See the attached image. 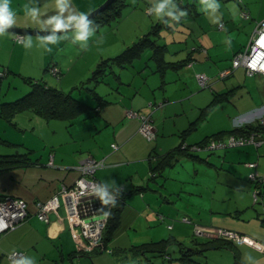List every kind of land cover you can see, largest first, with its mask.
Listing matches in <instances>:
<instances>
[{
  "label": "crops",
  "instance_id": "1",
  "mask_svg": "<svg viewBox=\"0 0 264 264\" xmlns=\"http://www.w3.org/2000/svg\"><path fill=\"white\" fill-rule=\"evenodd\" d=\"M105 1L68 0V8L62 15L66 17L80 12L89 13ZM148 1L146 11L150 5V0ZM8 2L16 13L15 23L12 25L18 27L52 29L46 21L59 12L57 0ZM25 4L40 9L38 22L25 14ZM90 30L101 33V26ZM7 32L6 38L11 43L15 33ZM187 34L195 35L198 41L190 46V51L185 56L190 59L186 64L161 74L156 72V63L152 59L155 67L150 70V80L149 75L144 80L131 76L127 81L124 80L123 70L133 67L140 58L136 59L131 66L119 69L122 71H118L119 78L116 77L123 85L129 84V87H117L118 95L102 105L96 112V117H82L83 122L80 120L74 123L67 142H57L48 155L43 153L37 158L31 155L32 164L0 171V195L23 198L29 210L27 220L0 235V264H12L8 255L16 250L25 252L23 260L28 264H148L147 257L152 258L155 264L154 258L159 257L158 255L148 252L145 256L144 252L137 254L131 249L164 238H171L170 256L167 258L160 255L163 261L158 260L159 264H264V252L250 245H221L219 237L213 236L192 235L190 239L191 226L177 220L172 228L159 226L150 231L155 223L160 220L165 222V217L162 219L161 214L177 217L174 211L178 206V199L183 197V190L171 188L165 179L153 187L149 185L151 161L182 142L198 143L210 135L246 125L264 116V97L260 101L257 97L243 95L239 90L241 85L236 76L238 72L247 75L245 69L240 67L224 79L216 77L217 73L231 65V60L221 61V54L215 43L217 40L211 36L203 34L200 37L194 30ZM28 40H31V44L26 46ZM38 42L41 40L28 37L19 44L28 49ZM74 42L77 47L70 56H60L51 62L62 71L59 78L53 74L51 77L63 89L68 71L78 59L84 57L86 51ZM243 47L233 50L231 59ZM13 48H16L14 44ZM79 49L82 54L77 58L74 55ZM183 49L181 47L178 50ZM99 57H104L101 47L98 56H94L92 60L97 61ZM64 67L68 68L67 72H64ZM172 71L175 73H170ZM199 72L210 76V87L200 85L196 76ZM215 94H220V99L213 103ZM157 104L159 106L155 108ZM209 105L212 106L203 115L204 109ZM129 109L151 114L156 138L148 139L140 132L141 118L129 116ZM203 119L206 123L199 131L194 132ZM194 122L196 126L185 133ZM114 143L118 145L117 148L113 146ZM31 150L34 155L36 148ZM87 155L105 160V166L96 171V177L105 186L121 187L126 192L117 226L106 243V249L99 251L82 237L78 229L70 227L63 209L60 211L61 218L55 213L50 214V223L39 219L36 214L38 201L49 199L61 183L70 186L75 182L79 176L76 166ZM182 157H187L194 163V187L189 193L197 198L192 201L190 198L185 199L189 201V205H179L181 213L189 215L200 224L228 228L264 243V184L257 185L249 179L252 168L248 165L249 162H256L258 171L264 175V143L261 146L249 143L216 151H198L196 155L181 154L163 168L160 176H164L166 168L178 164ZM51 159L53 165L49 164ZM202 165L209 170L207 176L199 175ZM164 177L168 179L166 175ZM185 180L186 178L183 179ZM139 186H144L141 193L131 192ZM257 186L261 190V199L254 202L253 191ZM148 188H151L149 196L143 193ZM161 200L164 203L158 204ZM185 200L182 205H185ZM142 219L149 223L146 226L149 230L148 238L138 242L141 241L138 240L140 227L145 224ZM168 230L171 232L165 233Z\"/></svg>",
  "mask_w": 264,
  "mask_h": 264
},
{
  "label": "rangeland",
  "instance_id": "2",
  "mask_svg": "<svg viewBox=\"0 0 264 264\" xmlns=\"http://www.w3.org/2000/svg\"><path fill=\"white\" fill-rule=\"evenodd\" d=\"M151 1L153 3L155 2V0H150V3ZM178 1L179 0H169L168 7L174 8L172 7L173 4L177 7L178 4L176 2ZM192 1L194 0H190V2ZM195 1L197 3L198 11L201 12L200 14L184 19L185 26L182 24H176V33L174 34L166 30L162 31L164 37L161 42H164L165 40L170 44V52L167 54V59L178 60L187 55V52L190 51V46L198 41V37L195 35L190 36L187 34L188 31L194 30L195 34L200 35V37L203 34H207L211 36V38L218 41L215 43L221 54L222 62L227 60L232 61L231 55L233 54V50L242 46L245 47L249 42L256 23L264 19V0ZM148 3V0H127V4L122 9V15L118 19L111 21L109 24L102 25L100 30L101 33L94 30L86 43L83 41H76L78 45H84L81 47L82 49H86V51L83 54L84 57L78 59L73 64L74 67L68 71L64 83V89L60 87L57 80L51 77L52 74L50 75L49 72L46 71V68L48 65L52 64L51 62L53 60L59 59L60 56H70L73 53L75 47H77V45L75 46V42L72 38L75 29L56 34L58 37L56 43L43 41L42 37L44 36L25 34V38L33 37L41 40V42L33 44L28 49L22 48V44L17 43L15 40H12L10 43L6 38V35L9 32L5 30L0 35V71L6 70L7 72L0 78V103L13 101L27 94L31 90L29 80H43L52 86L62 88L66 92L72 90L75 97L92 106H96L98 104L97 99L93 98L86 89L79 88L78 86L83 84L85 81H88V78L92 75L93 70L96 68L98 62L101 61V58L114 56L121 52L144 33H147L157 19L163 16L165 11L162 12L159 17H156L154 13L149 14L146 11ZM206 3H216L218 7L215 9L207 8L205 7ZM243 11L250 13V18H244L242 16ZM219 21L224 22L223 29H219L217 27ZM174 22L175 20L171 21L172 24H175ZM186 37H188L187 42H177L179 39L184 40ZM175 39L177 41L172 43ZM13 44L16 48H13ZM100 47L104 50V57H99L100 59L93 61V57L98 56ZM181 47L184 49L179 51L178 49ZM175 50L178 51L174 52ZM76 51L79 52L75 53L74 56L77 57L82 54L80 49ZM150 53V50H146L143 53V56L135 62L133 67L123 70V79L127 81L131 76L136 77L137 80L140 78L144 80V77L149 75L150 80V70L155 67L154 61L149 59ZM67 70L68 68L64 67V72H67ZM117 71L121 72L122 70L117 69ZM170 73L175 72L172 71ZM156 75L159 78V74L156 73ZM216 77L221 78L220 72L217 73ZM120 80L122 81V79ZM236 80L241 85L239 90L243 93V95L257 97L260 101L262 100L264 97L263 76L260 74L246 75L238 72ZM86 85L94 86L92 82H88ZM119 86H121L122 89H127L129 84L123 85L113 74H109L103 82L98 84L97 90L101 95L106 96V98L112 99L118 95L116 88ZM96 115L97 114L94 113L92 116L96 117ZM85 116H87L86 113L77 121H73V123L60 119L46 120L31 111L21 112L12 120H7L0 116V154L26 152L29 149L36 148L35 154H31L33 158H37L43 153L48 155L57 142H67L70 138L71 127L75 125L74 123H78L80 120V122H83L84 120L82 117ZM90 118L92 117L88 116V119ZM205 123L206 120L204 119L200 121L198 129L194 132L199 131L201 126ZM194 171L195 166L192 160H189L187 157H182L178 164L165 169L164 176L166 175L168 179L164 176L158 175L157 179L148 180L149 185L151 184L152 187L153 185H157L160 180L165 179L171 188H181L183 190V197L178 199V206L176 207V211H174V213H177V217L165 215V222L159 219L160 222L155 223L154 227H150V231L151 229H157L159 226L168 227L169 224L174 226L176 223L175 220H177L191 226L192 234H189L190 239L192 238V235L193 237H198V235L194 233V225L192 223L182 221V218L185 215L184 213H181V206L185 207L189 205V201L185 199L190 198L192 201L197 198V196L189 193L192 190L191 188L194 187L192 182L194 181ZM208 173L209 170L202 165L199 175L203 177L207 176ZM184 178H186L185 181H183ZM150 189L151 188L144 190L143 193H147L149 196L151 194ZM193 194H195V192ZM183 200L186 201L185 205H182ZM163 203L164 202L162 200L158 202V204ZM154 209L156 210V208ZM186 216L189 215L186 214ZM141 221L145 224L143 225L140 223V225L142 224L143 226L140 227L139 230L140 239L138 240L141 241L138 242H142L145 238L147 239V234L149 232L146 227L149 223H147L145 219H142ZM193 222L198 223L195 220H193ZM169 232L171 231L168 230V232L165 233L169 234ZM154 259L156 260L155 264H159L158 260L163 261L160 256L155 257Z\"/></svg>",
  "mask_w": 264,
  "mask_h": 264
},
{
  "label": "built area",
  "instance_id": "3",
  "mask_svg": "<svg viewBox=\"0 0 264 264\" xmlns=\"http://www.w3.org/2000/svg\"><path fill=\"white\" fill-rule=\"evenodd\" d=\"M242 16L250 18V13L243 11ZM218 27L224 28V22L221 21ZM14 40L17 43H23L25 35L15 33ZM240 67L244 68L248 75L260 74L264 77V19L256 23L248 44L233 55L231 65L220 72V77H227ZM51 72L57 77L60 76L59 67H53ZM3 75H5V72L0 71V76ZM196 76L202 87L211 86V78L208 74L199 72ZM158 106L157 104L155 108ZM127 114L131 117L139 116L141 118L140 132L148 139L156 138L151 114L142 113L134 109H129ZM257 120L264 124V116ZM249 143L261 146L264 143V133L260 130H253L245 134L230 133L225 136L211 137L202 143H194L192 145L183 142L182 147L189 148L195 152L215 151ZM113 146L115 148L118 147L116 143ZM49 164L53 165V159L49 161ZM248 165L252 168L249 173V179L256 182L257 185L264 184V175L258 171L257 163L249 162ZM103 166H105L104 159H97L92 155L83 157L76 166L79 176L75 182L70 186L61 183L49 199L37 202L36 212L39 219L50 223V214L55 213L61 218L62 214L60 211L63 209L65 212L64 216L68 220L70 227L78 229L84 239L95 249L101 250L105 248L104 231L108 225L114 202L117 199V192L121 190V188H108L96 177V171ZM260 194V187L257 186L253 191L254 202H258L261 199ZM104 201H107V203ZM28 216V204L23 198L8 195L0 198V235L23 223ZM160 217L164 219L165 215L161 214ZM182 221L192 223L194 225V233L198 236L219 237L236 244H247L264 252V243L246 234L224 227L194 223L186 215L183 216ZM168 227L172 228L173 225L169 224ZM25 256V252L16 250L10 253L8 258L12 264H15L16 261L23 260Z\"/></svg>",
  "mask_w": 264,
  "mask_h": 264
},
{
  "label": "trees",
  "instance_id": "4",
  "mask_svg": "<svg viewBox=\"0 0 264 264\" xmlns=\"http://www.w3.org/2000/svg\"><path fill=\"white\" fill-rule=\"evenodd\" d=\"M176 3L178 4L177 7H168L165 10L163 16L159 17L157 21L151 26V29L147 33H144L131 45H128L121 52L114 56L102 58L101 61L98 62L96 68L93 70L92 75L88 78V81H85L83 84L78 86L79 88L86 89L92 95L93 98L97 99L98 104L96 106H92L82 101L81 99L75 97L72 93V90L66 92L62 88L52 86L43 80H29L31 90L27 94L13 101L0 103V116L4 117L7 120H12L21 112L31 111L37 114L38 116L45 118L46 120L60 119L67 120L73 123L75 119L85 115V113L87 114L85 118H88V116H92L94 113L99 111V108L102 105L110 102V100L106 98V96L101 95L98 92V84L103 82L109 74H113L115 77L119 78V73L117 69L119 70L131 66L136 59L141 58L143 56V53L146 50L151 51L150 58L153 59L156 63V72H160L161 74L166 73L168 69H178L179 66L186 64L190 57H185L180 60L167 59V54L170 52V44L167 43L165 40L164 42H161L162 38L164 37L162 31L166 30L174 34L176 33V24H182L183 26H185L184 19L194 17L200 14L201 12L198 11L197 3L195 0L192 2H190V0H179ZM126 4L127 0H113L112 3L109 4L108 7H106L103 11L89 18V20L92 21V25L89 26L90 29H98L100 26L104 24H109L111 21L118 19L122 15V9ZM150 7H152V3H150L148 9ZM168 11L172 12L171 16L167 14ZM147 12L149 14H153L148 10ZM172 20H175V24L171 23ZM187 40L188 37H186L184 40L179 39L178 41L175 39L172 43H175L176 41L178 43H185L187 42ZM177 51L178 50H175L174 52ZM53 67L58 66L55 64H50L46 68V71L52 74L51 69ZM4 72L6 74L7 71L4 70ZM60 74H62L61 70ZM3 76H0V78ZM88 82H92L94 86L86 85V83L88 84ZM219 96L220 94H215L213 103L220 99ZM212 105L206 107L202 114L204 115L205 111ZM195 124L196 123L194 122L184 132L186 133L187 131L191 130L193 127L196 126ZM253 130H260L262 133H264V124H262L260 120H256L254 122H250L246 125L235 127L230 130L220 131L204 138L198 143H202L211 137L225 136L230 133L245 134L250 133ZM182 144L183 142L171 151L158 155L159 157L156 160L151 161L149 180H155L158 175L162 174L163 168L167 165H170L174 161V159H176L179 155L185 153L190 155H196L195 151H192L189 148H183ZM32 152L33 150L29 149L26 152L0 154V171L15 166H25L32 164ZM143 188L144 186H139L134 188L131 192L141 193ZM4 196L6 195H0V198ZM125 197L126 192L123 191V188H121V190L117 192V199L114 202L108 225L104 231V249H106V243L111 233L117 226L120 210L124 204ZM218 240L222 242L221 245H235V243L229 240H224L222 238H218ZM171 244V238H164L158 241H152L134 246L131 250H133L137 254L144 252L145 256L148 252H151L156 256L161 255L168 258L170 256L169 246ZM97 250L99 251L101 249ZM147 259L149 260L148 264H154L152 258L147 257ZM236 264L240 263L237 262Z\"/></svg>",
  "mask_w": 264,
  "mask_h": 264
},
{
  "label": "clouds",
  "instance_id": "5",
  "mask_svg": "<svg viewBox=\"0 0 264 264\" xmlns=\"http://www.w3.org/2000/svg\"><path fill=\"white\" fill-rule=\"evenodd\" d=\"M169 0H155L152 7L149 8V12L155 14L156 17H159L162 12L168 6ZM59 12L47 19V23L51 25L52 30L42 37L43 41L48 43H56L58 37L56 35L57 30L67 29L70 24L74 22V41H83L87 42L88 38L94 30H90V25H92V21L89 20L88 14L84 12H80L78 14H69L66 17L62 15V13L68 8V0H57V5ZM172 7H175L173 4ZM205 7L215 9L218 7L216 3H206ZM25 14L29 16L34 21H39L40 9L34 6H29L28 4L24 5ZM167 14L169 16L172 15L171 11H168ZM15 15L16 13L9 7L8 0H0V33H3L8 26L15 23ZM31 44V40L26 42V46ZM84 46V45H81ZM103 195V194H102ZM107 203V201H104ZM15 264H28V262L24 260L16 261Z\"/></svg>",
  "mask_w": 264,
  "mask_h": 264
},
{
  "label": "water",
  "instance_id": "6",
  "mask_svg": "<svg viewBox=\"0 0 264 264\" xmlns=\"http://www.w3.org/2000/svg\"><path fill=\"white\" fill-rule=\"evenodd\" d=\"M113 0H106L102 5L94 9L93 11L88 13V18H91L92 16L96 15L97 13L103 11L106 7H108L109 4L112 3ZM74 29V22L70 24L69 28L67 29H61L57 30L56 34L64 33L66 31ZM7 31L13 32V33H22V34H29V35H47L51 30H40V29H34V28H24V27H18L14 25L8 26L6 29Z\"/></svg>",
  "mask_w": 264,
  "mask_h": 264
}]
</instances>
